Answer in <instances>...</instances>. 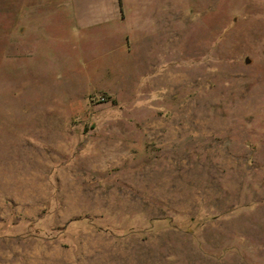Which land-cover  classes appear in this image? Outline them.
Masks as SVG:
<instances>
[{
    "label": "rangeland",
    "instance_id": "1",
    "mask_svg": "<svg viewBox=\"0 0 264 264\" xmlns=\"http://www.w3.org/2000/svg\"><path fill=\"white\" fill-rule=\"evenodd\" d=\"M131 1L0 0V264H264V0Z\"/></svg>",
    "mask_w": 264,
    "mask_h": 264
},
{
    "label": "crops",
    "instance_id": "2",
    "mask_svg": "<svg viewBox=\"0 0 264 264\" xmlns=\"http://www.w3.org/2000/svg\"><path fill=\"white\" fill-rule=\"evenodd\" d=\"M103 1H104L103 3H98L97 4V7H98L97 9L98 10L100 9V12L103 11V13L101 12L100 14H104V11L110 9V7H112L114 10L115 9L118 10V12L121 10V0H114V2H112V3L109 2L107 4H106L105 0H103ZM131 2H133V0ZM130 9L132 10L131 6H130ZM18 181L19 180L16 179L17 183H18Z\"/></svg>",
    "mask_w": 264,
    "mask_h": 264
},
{
    "label": "water",
    "instance_id": "3",
    "mask_svg": "<svg viewBox=\"0 0 264 264\" xmlns=\"http://www.w3.org/2000/svg\"><path fill=\"white\" fill-rule=\"evenodd\" d=\"M247 62H249V60H247Z\"/></svg>",
    "mask_w": 264,
    "mask_h": 264
}]
</instances>
